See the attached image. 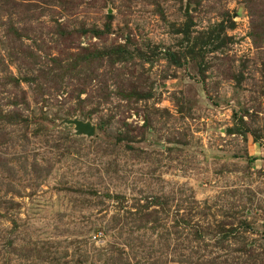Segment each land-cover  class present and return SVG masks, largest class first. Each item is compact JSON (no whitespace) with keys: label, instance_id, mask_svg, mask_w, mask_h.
Returning a JSON list of instances; mask_svg holds the SVG:
<instances>
[{"label":"rangeland","instance_id":"obj_1","mask_svg":"<svg viewBox=\"0 0 264 264\" xmlns=\"http://www.w3.org/2000/svg\"><path fill=\"white\" fill-rule=\"evenodd\" d=\"M0 264H264V0H0Z\"/></svg>","mask_w":264,"mask_h":264},{"label":"water","instance_id":"obj_2","mask_svg":"<svg viewBox=\"0 0 264 264\" xmlns=\"http://www.w3.org/2000/svg\"><path fill=\"white\" fill-rule=\"evenodd\" d=\"M67 123L75 125L77 134L79 135L84 134L89 137H93L96 133V127L90 122L74 119L68 120Z\"/></svg>","mask_w":264,"mask_h":264}]
</instances>
